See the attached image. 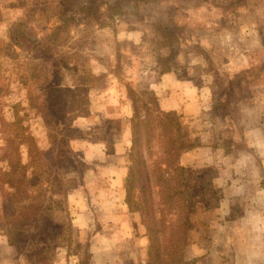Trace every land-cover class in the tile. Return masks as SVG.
<instances>
[{"label": "rangeland", "instance_id": "1", "mask_svg": "<svg viewBox=\"0 0 264 264\" xmlns=\"http://www.w3.org/2000/svg\"><path fill=\"white\" fill-rule=\"evenodd\" d=\"M63 21L66 22L59 34L63 46L53 50L59 57L60 73L50 72L55 70V61L49 57L46 59L49 65L41 66L48 70L44 98L39 96L42 85L22 84L15 69L26 60L30 73L37 66L33 56L15 48L7 54L18 62L9 63L3 58L6 49L2 48L11 29L44 39ZM255 42H259L260 48L252 45ZM0 47V84L4 90L0 95V128L2 123L13 122L22 128L27 139L19 146L18 154L21 164L27 168L24 174L29 178L32 172L35 178L32 183H43L37 203L32 201L37 214L27 220L16 219L15 210L9 204L11 191L0 188V264H92L89 248L96 245L93 238L103 231L96 224L82 227L99 212L95 204L100 202L102 194L105 198L109 194V182L99 174L109 159L93 157L88 146L103 145L104 152L110 154L121 122L115 118L119 110L115 112L107 105L105 71L111 64L109 55L116 51L115 74L132 62L136 71V83L132 82L134 91L130 81H113L119 85V100L123 97L151 102L154 97L142 83L153 82L155 75H143L145 67L157 71L171 67L183 77L187 63L198 62L203 55L213 57V65L216 59L222 63L231 59L232 66L236 63V67L249 64L248 58L255 51L260 50V57L264 56V0H0ZM219 66H213V70H219ZM228 66L231 70L232 66ZM196 69L195 72L201 70L199 66ZM82 72L93 79L76 84ZM138 77L144 80L138 81ZM224 77L225 73L218 80L214 77L211 80L207 111L218 120L223 109L213 103L214 98L225 92L227 99L247 100L246 91L237 87L238 80L221 87ZM56 78H61L60 85L53 87L50 81L55 83ZM27 89H32L35 97L34 110L28 106ZM53 90L66 93L63 99L70 102L68 108H74L71 112L63 116L55 114L57 109L51 106L56 101ZM140 107L135 115L132 110L128 113L133 125L141 117L138 113L142 116L145 113ZM149 108L153 110V105ZM229 108L226 112L235 117L232 112L236 107ZM12 128L7 130L13 131ZM179 128L185 137L184 126L179 124ZM182 143L187 145L185 138ZM3 149L0 131V155ZM153 153V157L146 154L149 165L158 156L155 149ZM122 164L128 169L129 153ZM8 168L5 161H0V173ZM191 191L198 194L195 189ZM33 192L34 189L30 195ZM153 201L159 203L158 194ZM161 208L158 206L156 212ZM227 210L229 217L240 211L234 207ZM213 216L203 214L201 207L189 216L190 244L182 258L186 264L225 263L224 255L215 254L224 251L225 242L213 232L224 230L228 224L217 223L218 216ZM246 227L245 232L249 224ZM245 232L246 239H237L240 246L248 243V232ZM249 258V255L237 254V261L234 262V255L227 261L247 264Z\"/></svg>", "mask_w": 264, "mask_h": 264}, {"label": "crops", "instance_id": "2", "mask_svg": "<svg viewBox=\"0 0 264 264\" xmlns=\"http://www.w3.org/2000/svg\"><path fill=\"white\" fill-rule=\"evenodd\" d=\"M252 45L260 48L259 42ZM259 52L249 56V64L238 67L236 63L232 66L231 59L224 63L216 59L218 64L213 65L214 58L203 55L202 60L187 63L182 71L183 77L171 67L165 71L145 67L142 74L153 73L155 80L146 82L138 77V81L144 80V88L154 97L151 102L123 97L119 100V85L113 81L120 82L121 79L132 85V82L136 83V71L132 62L115 74L112 69L117 64L116 51L109 55L112 57L108 63L113 65L107 66L105 71L107 105H111L115 112L119 110L115 118L121 122L110 154L104 152L103 145L88 146L93 157L109 159V163L99 169V174L102 173L101 176L109 182V194L106 198L102 194L100 202L95 204L99 212L82 227L96 224L103 231L96 234L93 238L96 245L89 248L92 264H146L147 241L143 228L127 214L123 202L127 169L122 163L127 158L126 144L133 132L128 113L132 110L135 115L141 105L144 111L153 105L161 113H170L184 126L187 147L179 155L177 166L184 170L185 184H194V188L189 185L187 188L195 189L200 195V202L195 203L196 209L201 207L203 214L217 215V223L228 224L224 230L213 232L225 242L224 251L220 249L215 254L225 256L224 264H230L227 260L231 255H234V262L237 261V254L249 255L247 264H264V56L260 57ZM118 65L120 67L121 63ZM218 65L219 70H213V66ZM228 65L232 66L231 70ZM198 66L201 70L195 72ZM223 73L221 87L238 80L237 87L246 91L247 100L227 99L225 92L214 98L213 103L224 110L218 120L207 110L212 77L218 80ZM230 105L236 107L232 112L235 117L226 112ZM138 115L142 116L141 112ZM228 207L240 211L229 217ZM87 210L92 213L90 207ZM247 224L250 227L245 232ZM244 232H248V243L240 246L237 239H246Z\"/></svg>", "mask_w": 264, "mask_h": 264}, {"label": "trees", "instance_id": "3", "mask_svg": "<svg viewBox=\"0 0 264 264\" xmlns=\"http://www.w3.org/2000/svg\"><path fill=\"white\" fill-rule=\"evenodd\" d=\"M65 22L63 21L51 29L50 34H45L44 39L27 36L24 30L13 31L11 29L7 41L4 42L5 46L0 47L2 50L6 49L3 58L9 63L18 62L17 59L11 58L7 54L15 48L21 49L20 51H27L30 56H33L37 66L32 67L30 73L27 67L29 62L26 60L22 65L18 64L15 69L19 72V81L22 84H41V94L39 96L42 95L44 98L46 96L44 85H47L46 82L48 81L45 77L48 70L44 67L41 68V66L49 65L46 62L47 57H49L51 61H55V70H50V72L60 73L59 57L53 53V50L56 47L63 46V44H60L59 34L63 31ZM53 57H55V60H53ZM112 71L116 72L114 69ZM82 73H79V82L77 79L75 80L76 84L93 79L88 73ZM56 80L55 83L50 81L51 86L58 87L60 85L61 78H56ZM0 82H2L1 77ZM1 88H3V84H0V95L4 91ZM26 91L28 106L34 110L35 97L32 94V89ZM52 94L56 96L55 104H51L52 107L57 109L56 115H64V113H69L74 109L68 108L70 102L63 99V97H66L64 91L53 90ZM44 103L48 105L47 100H44ZM135 120L132 137L127 146L129 164L123 200L127 214L143 228L147 241L146 264H186L182 258L185 249L190 244L189 216L196 209L195 203L200 202V195L187 188L184 170L177 166L179 155L187 147L182 143L184 137L181 136L179 122L170 113L159 112L155 106H153V110L147 108L144 115L137 117ZM58 122L60 121L58 120ZM7 127H13V131L7 130ZM0 129L4 141L0 161H5L9 166L7 170L0 173V188L6 187L11 191L9 204L15 210L16 219H32L37 214L34 213L36 208H34L32 201L34 200V203H37V194L41 192L43 183L38 181L32 183L35 179L32 172L29 178L24 174L27 168L20 162L18 149L25 142L27 136L17 122L12 124L2 123ZM154 149L157 151L158 156L149 165L146 161V154L153 157ZM33 189L34 192L30 195ZM156 194L159 195V203L153 201ZM158 206L162 208L159 212H156ZM165 233H167V236L163 235ZM159 235L162 238H159Z\"/></svg>", "mask_w": 264, "mask_h": 264}]
</instances>
